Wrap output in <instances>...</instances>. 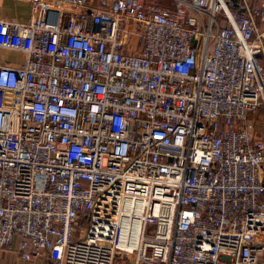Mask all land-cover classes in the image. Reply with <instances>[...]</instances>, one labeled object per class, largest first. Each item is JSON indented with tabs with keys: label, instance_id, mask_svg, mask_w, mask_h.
<instances>
[{
	"label": "built area",
	"instance_id": "obj_1",
	"mask_svg": "<svg viewBox=\"0 0 264 264\" xmlns=\"http://www.w3.org/2000/svg\"><path fill=\"white\" fill-rule=\"evenodd\" d=\"M27 1L0 18V253L264 264V0Z\"/></svg>",
	"mask_w": 264,
	"mask_h": 264
},
{
	"label": "crops",
	"instance_id": "obj_2",
	"mask_svg": "<svg viewBox=\"0 0 264 264\" xmlns=\"http://www.w3.org/2000/svg\"><path fill=\"white\" fill-rule=\"evenodd\" d=\"M32 15L31 4L27 0H0V18L17 22H28ZM4 52V51H3ZM9 53V52H8ZM0 264H28L19 255L10 252L0 253ZM38 264H51L43 257Z\"/></svg>",
	"mask_w": 264,
	"mask_h": 264
},
{
	"label": "rangeland",
	"instance_id": "obj_3",
	"mask_svg": "<svg viewBox=\"0 0 264 264\" xmlns=\"http://www.w3.org/2000/svg\"><path fill=\"white\" fill-rule=\"evenodd\" d=\"M6 60L10 61L11 63L18 64V63L22 62L23 56H21L18 53L0 52V62L6 61ZM77 230H78V233H77V235H78L81 231V227H77ZM51 264H53V263L51 262Z\"/></svg>",
	"mask_w": 264,
	"mask_h": 264
},
{
	"label": "bare ground",
	"instance_id": "obj_4",
	"mask_svg": "<svg viewBox=\"0 0 264 264\" xmlns=\"http://www.w3.org/2000/svg\"><path fill=\"white\" fill-rule=\"evenodd\" d=\"M133 246V244L131 246H129L130 248Z\"/></svg>",
	"mask_w": 264,
	"mask_h": 264
}]
</instances>
